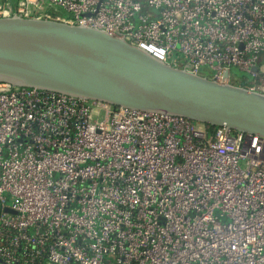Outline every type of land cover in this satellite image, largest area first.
<instances>
[{
	"label": "built area",
	"instance_id": "obj_1",
	"mask_svg": "<svg viewBox=\"0 0 264 264\" xmlns=\"http://www.w3.org/2000/svg\"><path fill=\"white\" fill-rule=\"evenodd\" d=\"M41 4L264 94V0H0V17ZM0 264H264V137L2 82Z\"/></svg>",
	"mask_w": 264,
	"mask_h": 264
},
{
	"label": "water",
	"instance_id": "obj_2",
	"mask_svg": "<svg viewBox=\"0 0 264 264\" xmlns=\"http://www.w3.org/2000/svg\"><path fill=\"white\" fill-rule=\"evenodd\" d=\"M45 8L0 17V83L264 137L263 93L171 66L100 29L38 19Z\"/></svg>",
	"mask_w": 264,
	"mask_h": 264
},
{
	"label": "rangeland",
	"instance_id": "obj_3",
	"mask_svg": "<svg viewBox=\"0 0 264 264\" xmlns=\"http://www.w3.org/2000/svg\"><path fill=\"white\" fill-rule=\"evenodd\" d=\"M55 12L65 15V16H69V13L65 12L64 10H62L61 8H57L55 7V9H52ZM264 63V59H261V61L258 63V65H261ZM201 74L203 76H208L210 75V70L207 67H202L200 70ZM230 76L236 80H242L245 82H249L251 80L250 74L239 70L237 67L232 66L230 69Z\"/></svg>",
	"mask_w": 264,
	"mask_h": 264
},
{
	"label": "trees",
	"instance_id": "obj_4",
	"mask_svg": "<svg viewBox=\"0 0 264 264\" xmlns=\"http://www.w3.org/2000/svg\"><path fill=\"white\" fill-rule=\"evenodd\" d=\"M243 85H245L246 83L242 82ZM208 131H211L212 129H214L215 127L210 126V125H204L202 124Z\"/></svg>",
	"mask_w": 264,
	"mask_h": 264
}]
</instances>
